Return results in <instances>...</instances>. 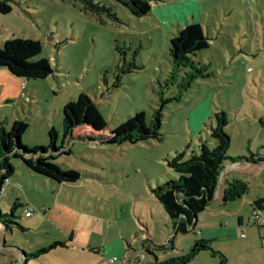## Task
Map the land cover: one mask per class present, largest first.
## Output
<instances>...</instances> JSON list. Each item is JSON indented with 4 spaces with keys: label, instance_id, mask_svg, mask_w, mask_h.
I'll return each instance as SVG.
<instances>
[{
    "label": "rangeland",
    "instance_id": "rangeland-1",
    "mask_svg": "<svg viewBox=\"0 0 264 264\" xmlns=\"http://www.w3.org/2000/svg\"><path fill=\"white\" fill-rule=\"evenodd\" d=\"M7 1L0 46L10 37L37 39V57H46L52 69L28 78L22 95L0 104L7 128L18 116L28 122L23 144L45 145L46 126L53 124L60 145L62 105L80 92L97 106L105 131L138 110L149 122L165 102L159 137L101 142V133L85 138L91 133L86 124L75 128L73 136L84 139L67 137L62 145L69 150L58 158L60 167L78 172L73 182L51 181L11 155L13 174L0 209L8 213L15 202L13 218L3 217L15 223L0 229V264H148L186 252L199 233L173 235L151 188L179 176L167 164L176 152L185 157L199 151L196 142L216 144L209 133L218 110L227 119V155L264 152V0H153L141 16L116 0ZM191 21L201 24L209 44L189 53L191 64L176 65L170 37ZM241 176L250 178L247 192L223 201L220 191L199 213L223 228L210 246L226 264H264V226L247 220L253 200L264 198V184ZM257 189L263 196H255ZM256 211L264 219V201ZM55 240L62 244L38 251ZM190 264L220 262L201 249Z\"/></svg>",
    "mask_w": 264,
    "mask_h": 264
},
{
    "label": "trees",
    "instance_id": "trees-1",
    "mask_svg": "<svg viewBox=\"0 0 264 264\" xmlns=\"http://www.w3.org/2000/svg\"><path fill=\"white\" fill-rule=\"evenodd\" d=\"M116 1L124 5L132 14L141 16L149 12L153 0ZM10 10V3L7 0H0V12L5 13ZM208 42V36L203 33L198 21L187 22L178 28L175 35L170 37L168 50L172 62L176 65L191 64L192 60L189 53L207 47ZM40 49L41 45L37 39L19 36L7 38L0 46V67H5L10 73L27 79L46 77L51 74L52 69L46 57H37ZM163 102L165 101L163 100L159 107L154 110L149 122L146 121L145 111L138 110L110 129L108 133H102L100 131L104 130L106 126L105 119L95 103L84 92H80L76 98L68 100L62 105L61 139L67 137L84 139L78 135L73 136L72 130L85 124L90 127L91 132L89 134L84 133L87 140L94 139L95 133H101L100 136H103L100 137L101 142L119 143L124 140L136 141L147 137H159L160 107ZM213 116L215 124L211 126L209 134L214 138L216 144L209 147L201 142L198 146V153H191L187 158L182 157L183 152H176L167 160V164L179 172V176L176 179H167L151 188L153 195L171 220L173 235L177 232L185 233L194 228L197 213L202 211L213 198L217 178L224 160L235 161L243 158L255 160L251 154L234 157L226 154L229 135L224 130L227 123L225 113L223 110H218L213 113ZM27 127L28 122L23 118L13 119L9 128L5 126L3 120H0V185L13 174V165L9 159L11 155L19 157L27 168L56 182L75 181L79 176L78 172L72 168L64 169L55 161L57 155L68 150L64 149L62 144L56 145L54 142L55 130L50 128L48 132L49 141L46 145L27 146L20 139V135ZM259 159L262 158L259 157ZM247 190L248 185L245 181L234 178L226 182L222 200L238 198ZM15 206L16 203L14 202L8 213H3L0 209V223L5 228L7 222H14L12 218ZM6 214L12 218L4 220L3 217ZM249 221L251 220L249 219ZM254 221L252 220V222ZM17 225L19 228L22 227L20 224ZM58 244L61 245L62 242L53 241L38 251H45ZM201 249H209L212 255L218 254L220 264H226L225 256L221 252L217 251L216 253L211 248L210 239L201 237L194 238L186 252L161 260L155 258L153 262L148 264H190L192 257Z\"/></svg>",
    "mask_w": 264,
    "mask_h": 264
},
{
    "label": "crops",
    "instance_id": "crops-1",
    "mask_svg": "<svg viewBox=\"0 0 264 264\" xmlns=\"http://www.w3.org/2000/svg\"><path fill=\"white\" fill-rule=\"evenodd\" d=\"M26 80H28V79L16 76V75L10 73V71L7 68L0 67V104L5 102L6 100L13 99V97L17 98L20 95H22L23 90H24L23 86L25 85ZM16 118H21V117L18 116ZM60 125H61V129H62L61 117H60ZM50 128H53L55 130V127L53 124H47L46 133H47L48 137H49L48 132H49ZM75 128H77V127H75ZM74 129L72 130V133L75 131ZM77 132H79V131H77ZM100 132L108 133L109 131H105V129H104V130H101ZM56 137H57V132L55 133V138H54L55 143H56ZM65 139H60V142H59L60 145L61 144L64 145L63 141ZM66 140H68V138ZM200 140H201V138H199V141ZM47 141H49V138ZM56 145H59V144L56 143ZM196 146H199V142H196ZM213 146H211V147H213ZM64 149H66V148H64ZM68 150H69V148H68ZM249 154H251L255 160H247V159L243 158V159H238L235 161H228V163H226L225 166L221 168L219 175H218V178H217V184H216L214 195H213L212 199H214V198L217 199L220 196V191H222V193H223L225 186L222 187L221 183H223V181H225V184H226V182L229 181L228 180L229 177H232V179L239 178V179L245 181L247 183L248 187H250V178L245 177V176H241V175L248 173L252 177V179L255 180L256 185H261V187L263 186L262 184H264V152L258 151V149L253 150L250 148ZM182 157H183V155H182ZM187 157H188V155L183 157V158H187ZM259 157H261L262 159H259ZM58 158H59V155L56 156L55 161L59 164ZM261 175H262V177H261ZM45 177L49 178L47 176H45ZM50 180L54 181L52 179H50ZM9 181H10V178H9ZM54 182H56V181H54ZM251 183H253V182H251ZM255 189H256V186H255ZM4 192H5V190H4ZM5 194H6V192H5ZM255 196L259 197V196H263V194H261V192H259V189H257ZM251 210H252V206H251L250 211ZM25 216H27V215H25ZM237 220L239 223H241V221H242L241 216H239ZM247 220L249 221L248 218H247ZM249 222L255 223L257 228H261L262 226H264V219H261L260 214H258L257 220H255L254 222H252V221H249ZM171 226H172V224H171ZM219 226L220 225L216 224L213 221L206 220V218L203 217L202 213H198L196 218H195V225H194V228L192 229V231L196 230L199 233L198 234L199 236H195L196 238L201 237V238L210 239V241H211V240H213V237H215L216 235L221 233L220 231L223 230V228H221V226L220 227ZM1 227H2V229H5V227L3 226L2 223H0V229H1ZM240 236H243V234L240 233ZM262 237H264V236H262ZM55 241H59V240H55Z\"/></svg>",
    "mask_w": 264,
    "mask_h": 264
},
{
    "label": "built area",
    "instance_id": "built-area-1",
    "mask_svg": "<svg viewBox=\"0 0 264 264\" xmlns=\"http://www.w3.org/2000/svg\"><path fill=\"white\" fill-rule=\"evenodd\" d=\"M7 181H9V179H6L5 181H4V183L2 184V185H0V193H4V190H5V183L7 182ZM30 213H31V210L30 209H26L25 211H24V215H30ZM248 218L252 221V220H257L258 219V213H257V211H256V209L255 208H253L251 211H250V213H249V216H248ZM261 242H262V244H264V237L262 238V240H261ZM114 258V256H112L109 260H111V259H113Z\"/></svg>",
    "mask_w": 264,
    "mask_h": 264
},
{
    "label": "water",
    "instance_id": "water-1",
    "mask_svg": "<svg viewBox=\"0 0 264 264\" xmlns=\"http://www.w3.org/2000/svg\"><path fill=\"white\" fill-rule=\"evenodd\" d=\"M263 201L264 198H256L255 200H253L252 205L254 206V208L261 209L263 208Z\"/></svg>",
    "mask_w": 264,
    "mask_h": 264
}]
</instances>
